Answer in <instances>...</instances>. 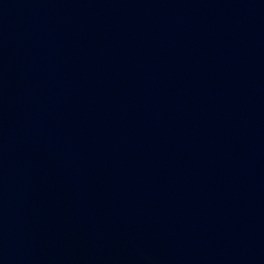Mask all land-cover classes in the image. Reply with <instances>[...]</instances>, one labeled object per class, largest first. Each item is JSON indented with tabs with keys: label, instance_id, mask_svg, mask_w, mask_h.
<instances>
[{
	"label": "water",
	"instance_id": "95a60500",
	"mask_svg": "<svg viewBox=\"0 0 264 264\" xmlns=\"http://www.w3.org/2000/svg\"><path fill=\"white\" fill-rule=\"evenodd\" d=\"M0 264H264V0H0Z\"/></svg>",
	"mask_w": 264,
	"mask_h": 264
}]
</instances>
